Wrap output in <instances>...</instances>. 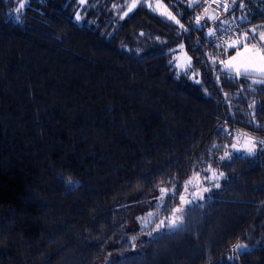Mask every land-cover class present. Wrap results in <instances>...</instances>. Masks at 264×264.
I'll use <instances>...</instances> for the list:
<instances>
[{"label": "trees", "instance_id": "trees-1", "mask_svg": "<svg viewBox=\"0 0 264 264\" xmlns=\"http://www.w3.org/2000/svg\"><path fill=\"white\" fill-rule=\"evenodd\" d=\"M161 2L187 32L146 6L119 19L128 0H0V264H264V145L229 152L264 140V85L209 61L205 0ZM219 17L243 32L264 0ZM179 45L190 71L169 63ZM209 167L220 187L167 226Z\"/></svg>", "mask_w": 264, "mask_h": 264}, {"label": "snow or ice", "instance_id": "snow-or-ice-1", "mask_svg": "<svg viewBox=\"0 0 264 264\" xmlns=\"http://www.w3.org/2000/svg\"><path fill=\"white\" fill-rule=\"evenodd\" d=\"M79 2L80 4H84L85 0H79ZM205 2L208 3V6L203 7L202 14L194 16V22L197 28H202L204 26L202 24V21L204 20L215 22L218 20L222 12H228L230 8H233L238 4V0H205ZM199 3H201V0H188L187 6L192 9ZM212 5H215V7H212ZM138 6H146L152 12L157 13L167 21H171L178 25L181 30L185 32L188 31V29L185 28V25L180 22V19L177 18V15H174L173 12L161 2V0H155L154 4L151 3L150 0H128L127 9L126 11H123V14L119 19L123 20L125 17H128ZM25 7L26 5L24 3H18V7L15 11L19 13ZM239 8L243 9L244 3L239 2ZM243 18L244 17H241V19ZM17 19H19V17H17ZM75 19L76 21H81L82 16L79 13H75ZM222 23L227 24V20ZM141 35L144 34L141 33ZM207 36L214 37L216 36V32L212 28H209ZM218 46L222 49L223 55H226L227 58H222V56L218 54L217 57H214L211 60L213 66L219 65L222 68L223 73H226L235 79L243 78L244 80L249 81L252 85H264V25L259 26V28H249L247 31L230 35L227 40H223ZM180 50L183 52V45L180 46ZM230 50L233 54L227 55ZM175 60L180 61L181 57H175ZM183 61L186 69L192 68L191 58L186 54L183 56ZM169 63L171 64L172 61L170 60ZM177 67H180L179 63H177ZM198 75L199 73H196L193 69V78L195 79ZM217 79L219 80V74L217 75ZM196 83H200V80L196 79ZM254 106L253 102L251 107L254 108ZM241 144L243 147L238 148V145ZM258 145H264V140H258L256 137L251 136L248 133H238L233 142L234 148L243 149L247 153H255L258 150ZM228 156L229 153L226 151L224 157ZM224 157H222V159ZM206 171L211 174L209 179L217 181L216 187H220L218 182L223 176V173L217 174V172L211 167ZM188 184H191V181H188ZM185 189H187V184L185 185ZM201 190L204 193L210 191L207 187H204ZM165 191L164 188H160V193H164ZM193 195H195V193ZM181 201L184 202V197H181ZM175 211L179 212L180 209L178 208ZM179 219L181 218L173 215V217L169 219V226L174 227ZM145 227H147V223H145ZM245 248L246 245L241 244L240 242L232 245L231 251L236 255H230L228 259L238 260L241 250Z\"/></svg>", "mask_w": 264, "mask_h": 264}, {"label": "rangeland", "instance_id": "rangeland-1", "mask_svg": "<svg viewBox=\"0 0 264 264\" xmlns=\"http://www.w3.org/2000/svg\"><path fill=\"white\" fill-rule=\"evenodd\" d=\"M150 2L154 4L155 3V0H150ZM206 6L207 5H205V7ZM125 9H127V4L125 5ZM202 9L203 8H201L198 11V15H201L202 14ZM222 22H224V20L219 17L218 20H216V22H213L209 28L214 29V27H216V26H221V25H223ZM262 25H264V22L254 23V24H251L248 27H246V29L244 31H247L249 28H254V27L255 28H259V26H262ZM180 46L181 45L177 46L174 49L173 53H172V57H171L172 65L179 72L190 71V69H186L185 68L184 61H183L184 54H186L188 57H189V55L187 54V52L184 49V47H183V52H181ZM231 54H233V53L231 52V53H228L227 55H231ZM217 56L218 55H215L214 57H217ZM221 56H222V58H227L226 55L221 54ZM175 57H181V60L180 61H177V60H175ZM214 57H208L209 61H211L212 58H214ZM177 63L180 64V67H177ZM190 76H191V78L193 80L198 79V76H196L195 79H194L193 76H192V73L190 74ZM242 147H243L242 144L241 145H238V148H242ZM238 148H234L233 147V144H232V148L229 149V152L241 151V150L244 151L243 149H238ZM189 181H191V184H188L187 183V189L184 188L183 189V192L181 194V197H184V202L181 201V197H180V201H179L178 205L176 206V208L174 209V211L170 214L169 219L172 218L173 215H175V212H176L175 210L178 209V208L180 209V211H179V216H180V212L183 211L182 209L185 207V205L192 203L196 198H198L203 193L202 190H201L202 188H204V187L209 188V187L215 186L214 183L211 182L212 180H210L209 178H207L206 180H205V178L204 179L203 178H195V179L193 178V179H190ZM207 182H209V183H207ZM194 193H195V195H193ZM164 221H166V220L164 219ZM168 223H169V220H168ZM161 224H162V222H161ZM161 224H159L158 226L152 227L149 230V232H146L145 234H143V236L141 238L150 237L152 234L158 232L161 228L164 227ZM167 226H169V224Z\"/></svg>", "mask_w": 264, "mask_h": 264}, {"label": "built area", "instance_id": "built-area-1", "mask_svg": "<svg viewBox=\"0 0 264 264\" xmlns=\"http://www.w3.org/2000/svg\"><path fill=\"white\" fill-rule=\"evenodd\" d=\"M214 31L216 32V36L214 37L207 36V40H206V42L212 46H218L222 43L223 40H227L230 35H235L242 32L240 26H238L237 24H229L224 28Z\"/></svg>", "mask_w": 264, "mask_h": 264}, {"label": "water", "instance_id": "water-1", "mask_svg": "<svg viewBox=\"0 0 264 264\" xmlns=\"http://www.w3.org/2000/svg\"><path fill=\"white\" fill-rule=\"evenodd\" d=\"M207 6H208V5H207ZM207 6H206V7H207ZM212 7H215V5H212ZM206 21H207V20H206ZM208 22L212 23V21H208Z\"/></svg>", "mask_w": 264, "mask_h": 264}]
</instances>
